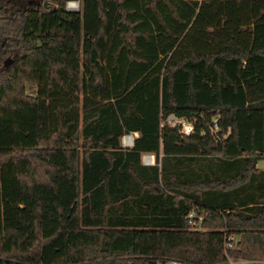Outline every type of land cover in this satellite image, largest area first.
Here are the masks:
<instances>
[{
  "label": "trees",
  "instance_id": "16d2710c",
  "mask_svg": "<svg viewBox=\"0 0 264 264\" xmlns=\"http://www.w3.org/2000/svg\"><path fill=\"white\" fill-rule=\"evenodd\" d=\"M259 159L264 0H0V264L222 262Z\"/></svg>",
  "mask_w": 264,
  "mask_h": 264
},
{
  "label": "built area",
  "instance_id": "2783aa9c",
  "mask_svg": "<svg viewBox=\"0 0 264 264\" xmlns=\"http://www.w3.org/2000/svg\"><path fill=\"white\" fill-rule=\"evenodd\" d=\"M165 123L170 126H178L181 133L188 135L192 132V126L190 123L186 122L185 120H179L174 116H168L165 120ZM132 135L124 134L120 137V143L122 147H130L132 144ZM142 159H146L147 163L152 162V157L150 155H143ZM186 224L190 229H198L200 228V224L203 220V215L197 212L195 209H191L185 216ZM230 248H234V238L231 234L223 235L222 239V253L224 255L225 260L215 264H237L235 261L231 260L227 254V250ZM146 264H192L185 261H179L175 259H165L163 261H155V262H148Z\"/></svg>",
  "mask_w": 264,
  "mask_h": 264
},
{
  "label": "rangeland",
  "instance_id": "374dc122",
  "mask_svg": "<svg viewBox=\"0 0 264 264\" xmlns=\"http://www.w3.org/2000/svg\"><path fill=\"white\" fill-rule=\"evenodd\" d=\"M74 2L75 1L67 2L66 7L69 10H74L76 8ZM25 93L32 95L34 93V85L25 84ZM141 162L147 163L144 159H142V156H141ZM237 236H235V234L233 235L234 248L239 249V252L242 253V257L235 262L239 264H264V244L260 242L259 244L254 243L256 238L254 237L253 234L250 235V239L248 237L241 235H237ZM237 241H241V243L237 244ZM250 241L253 242L254 244L251 243Z\"/></svg>",
  "mask_w": 264,
  "mask_h": 264
},
{
  "label": "crops",
  "instance_id": "0c3cea01",
  "mask_svg": "<svg viewBox=\"0 0 264 264\" xmlns=\"http://www.w3.org/2000/svg\"><path fill=\"white\" fill-rule=\"evenodd\" d=\"M131 135H133V138L134 137H136L137 136V133L136 132H133V133H131ZM121 145V144H120ZM151 155V157H152V162L151 163H149V164H147V163H143V162H141L143 165H152L153 163H154V157H153V155L152 154H149V153H143L141 156H143V155ZM146 160V159H145ZM255 168H256V166H255ZM257 170H264V169H258V168H256ZM251 234H253L254 235V237L256 238V240H255V242L254 243H258L259 244V242L260 243H262V244H264V239H263V236L261 235V233L259 232V231H257V230H255L254 232H252V231H247V232H245V233H237V234H235V236H237V235H241V236H245V237H248L249 239H250V235ZM234 235V234H233ZM238 237V236H237ZM251 242V241H250ZM239 243H241V241H237V244H239ZM251 243H253V242H251ZM253 243V244H254ZM236 249V248H235Z\"/></svg>",
  "mask_w": 264,
  "mask_h": 264
},
{
  "label": "water",
  "instance_id": "95a60500",
  "mask_svg": "<svg viewBox=\"0 0 264 264\" xmlns=\"http://www.w3.org/2000/svg\"><path fill=\"white\" fill-rule=\"evenodd\" d=\"M74 3H75V6H76V8H75L74 10H77L78 2L75 1ZM43 6H46V2H43ZM66 9H68V8L66 7ZM255 166H256V168H258V169H264V159H259V160L256 162ZM103 249H104V247H103Z\"/></svg>",
  "mask_w": 264,
  "mask_h": 264
}]
</instances>
